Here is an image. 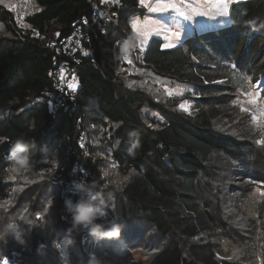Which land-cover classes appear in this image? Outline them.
Instances as JSON below:
<instances>
[{
	"label": "trees",
	"instance_id": "trees-1",
	"mask_svg": "<svg viewBox=\"0 0 264 264\" xmlns=\"http://www.w3.org/2000/svg\"><path fill=\"white\" fill-rule=\"evenodd\" d=\"M122 1L121 23L144 12L140 0ZM36 3L37 10L24 17V29H10L11 11H0V20L14 34L0 41V204L10 205L9 213L0 208V221L6 222L17 210L35 247L41 244L35 233L40 231L26 221L38 222L40 212L47 220L48 236L65 224L58 216L60 189L51 183L61 160L52 169L49 156L63 142L61 154L69 156L70 164L77 162L86 169L93 166L97 171L89 182L103 191V206L112 221L122 226L120 236L111 241L157 244L144 264H226L218 260L221 249L211 239L217 222L208 203L216 187L236 180L237 175L240 181L234 192L249 191L264 180V175L256 173L264 167V147L257 144L264 139V126L238 128L237 115L231 112L236 107L234 94L246 89L248 77L263 60L264 49L256 48L264 32V0L234 2L226 27L167 49L161 39L152 37L140 54L131 56L158 77L194 87L192 111L174 112L157 126L146 124L142 110L154 109L158 103L143 89L124 85L118 75L119 62L122 67L127 62L120 58L113 39L123 41L129 35L119 30L111 32L108 41H94L91 56L77 69V97L68 109L49 111L41 96L49 86L48 72L54 63L47 43L57 33H69L71 24L89 13L90 4L88 0ZM236 52L238 57L246 56L248 73L235 63ZM224 57L231 60L224 61ZM83 131L88 140L86 151L76 142ZM20 136L37 145L32 167L18 180L6 182L11 168L9 147ZM252 158L259 164L247 173L241 165ZM66 176L75 175L68 170ZM256 204L264 208V197ZM13 218L17 219L16 212ZM65 222L69 223L63 229L66 232L71 219ZM82 235H86L83 229L77 238ZM9 240L10 246L13 240ZM102 242L106 248L112 245Z\"/></svg>",
	"mask_w": 264,
	"mask_h": 264
},
{
	"label": "rangeland",
	"instance_id": "rangeland-1",
	"mask_svg": "<svg viewBox=\"0 0 264 264\" xmlns=\"http://www.w3.org/2000/svg\"><path fill=\"white\" fill-rule=\"evenodd\" d=\"M188 2L189 0H144V3H142L140 0L139 7L144 12L132 16L129 23L122 21L118 30L128 34L135 32L138 37L137 46L140 54L152 37L161 39L163 48L166 43L173 45L170 47L173 48L187 38H193L198 34L226 27L229 24L228 17L218 16L217 11L208 8L207 5H205L208 8L207 15L195 16L191 21H185L173 8H167L164 11H151L158 4L175 3L181 11L191 14L184 7ZM37 8L36 0H0V11L1 9L11 11L13 20L9 24L10 29H18V27L22 29L26 28L27 25L24 22V17L36 11ZM133 21L138 22L136 31L132 30ZM157 29H160L158 34ZM143 31H148L151 35L147 37L144 45L141 46L140 42L144 39L141 36V32ZM174 32H179V37L172 35ZM13 35V32L7 29V25L0 20V41L13 37ZM239 47L240 44L237 47V52ZM262 49H264V32L260 37V43L256 50ZM237 52L234 58L235 63L241 70L248 73V63L245 62L246 56L238 57ZM131 56L124 59L127 62L126 66L122 67L124 64L121 66L122 68L119 66L120 68L118 69L120 71L118 75L124 85L132 89H143L154 103H158L154 109L145 107L142 110V116L147 125L157 126L158 123L168 119L174 112L188 113L192 111L195 103L192 98L194 95V87L192 85L173 81L168 77H158L151 69L143 68L144 66L139 63L138 59ZM262 57L263 60L258 62L254 74L248 77L246 89L237 90L234 94V104L236 107L233 106L231 112L237 115L236 125L238 128L264 126V54ZM223 60L229 61L231 59L224 57ZM260 71L263 72L257 74ZM253 99H255V103L250 102ZM182 105L183 107H181ZM241 109L246 110L241 111ZM253 116L257 117L258 123L253 122ZM263 147L264 145H260L259 148L263 149ZM63 149L64 143L60 142L51 150L49 156L52 159V169L66 154L65 152L61 154ZM252 159L246 160L247 163L241 165L243 169H246L247 173L254 171L252 170L253 166L259 164V162H254V158ZM11 169L7 170L4 180L6 182L11 181L12 183L25 173V171L12 172ZM103 170H106V168ZM95 172L96 178V169ZM256 173L264 175V167L258 168ZM239 179L240 177L237 175V179L230 182L232 186H230V183H227L219 188L216 187L215 195H210L208 206L217 222V229L211 236V239L221 249L217 255L221 263L264 264V208L256 204L257 201L264 197V195H261V193H264V180L256 182L249 191L234 192L235 188L233 187L240 181ZM5 203L0 204V208H4L5 211L8 210L9 213L10 205ZM15 212L17 219L22 223L24 221L23 215L17 214V210ZM14 213L9 218H13ZM40 214L39 212V216L37 217L39 219L38 222L35 219L32 226L37 227V231H40L39 233H35L38 235V240L41 244H37L36 247L33 246L29 232V235L26 236L27 243L23 246L17 244L15 241H11V245L9 246L10 240L0 243V258H2L0 264L13 251L18 254L15 258V264H87L89 254L91 253H94L103 264H144L158 247L157 244H153L152 246L150 240L139 244H118L115 240L113 242L111 239H105L102 240L105 244H112L110 248H106L102 244V241H96L95 239L93 245L92 238H89L90 236L87 231L84 230L86 235H82L81 239L80 237L77 238V233H73L76 243L64 252L62 249H57L55 245L62 241L66 234L63 229L69 223L67 224L66 220H61L65 224L63 226L61 224L60 228L58 227V231L54 236H48L45 233L46 228L49 227L47 226V220ZM110 221H112L111 217ZM44 240L47 241L46 246L41 248L40 246L43 245L42 242ZM7 252L9 253L7 254Z\"/></svg>",
	"mask_w": 264,
	"mask_h": 264
},
{
	"label": "built area",
	"instance_id": "built-area-1",
	"mask_svg": "<svg viewBox=\"0 0 264 264\" xmlns=\"http://www.w3.org/2000/svg\"><path fill=\"white\" fill-rule=\"evenodd\" d=\"M88 2L90 4L89 13L83 14L75 20L71 24L69 33L65 35L58 34L47 43V47L53 53L54 63L48 72L49 86L41 92V96L47 102L49 111L52 113L67 110L69 104L76 99L79 88L76 78L78 67L91 56L94 41H108L110 33L116 32L121 23L122 0H88ZM132 16L134 15L127 18V23H129ZM113 41L114 45L119 48L122 40L113 39ZM137 52L138 46L132 54L136 55ZM122 65L123 62L120 61L119 66ZM70 85H75V87H70ZM76 142L81 150L86 151L88 140L84 131ZM68 170L72 175H75L72 176L73 178L66 176ZM95 175L96 172L93 166L86 169L77 162L70 164L69 156L67 154L63 156L60 165L51 177V183L57 185L60 189V220L71 219L64 205V197L69 194L68 190L72 182L81 179H86L89 182L90 179H95ZM107 219L110 220V216ZM17 255L16 252H11L9 257L3 259L1 264H4L5 261H7V264H15Z\"/></svg>",
	"mask_w": 264,
	"mask_h": 264
},
{
	"label": "clouds",
	"instance_id": "clouds-1",
	"mask_svg": "<svg viewBox=\"0 0 264 264\" xmlns=\"http://www.w3.org/2000/svg\"><path fill=\"white\" fill-rule=\"evenodd\" d=\"M137 41L138 37L135 32L130 33L119 45L120 58L126 59L130 57L133 50L137 47ZM36 150L37 145L34 141L27 140L23 136L15 139L10 144L8 154L11 168L15 169V172L31 170L32 156ZM40 150L45 151L46 147ZM68 192L69 194L64 197V205L71 216V226L66 230L62 241L55 245L57 249H62L66 252L73 247L76 243L73 233L78 234L81 229L86 230L88 235L97 241L120 236L122 226L107 219L108 211L103 206L104 193L97 189L95 182L90 183L86 179L74 180ZM108 196L113 198V193L109 192ZM26 223L31 225L33 222L26 221ZM27 234L28 231L24 224L20 223L16 218H9L6 222L0 221V242H7L11 239L23 246L27 243ZM40 247L43 248L44 246L41 245ZM87 264H103V262L94 253H91Z\"/></svg>",
	"mask_w": 264,
	"mask_h": 264
},
{
	"label": "snow or ice",
	"instance_id": "snow-or-ice-1",
	"mask_svg": "<svg viewBox=\"0 0 264 264\" xmlns=\"http://www.w3.org/2000/svg\"><path fill=\"white\" fill-rule=\"evenodd\" d=\"M142 3H144V0H141ZM237 2V0H189L188 3L184 5L185 8L189 10L191 14L186 13L185 11H181L177 4L175 3H163V4H158L156 7L152 8L151 11L156 12V11H164L167 8H173L175 9L179 16L182 17L185 21H191L194 19L195 16H204L207 15L208 8L215 9L217 11L218 16L220 17H228L229 16V9L230 6L234 3ZM205 5L208 6V8L205 7ZM213 19H215L213 17ZM137 21L132 22V30L136 31L137 30ZM160 29H157V34L159 33ZM151 35L150 32L148 31H143L141 32V36L144 37V39L141 40V46L144 45L147 37ZM172 35L179 37V32H174ZM173 45L171 44H164V48H170ZM86 54V53H85ZM127 59V58H126ZM131 63V61H129ZM216 83H222L220 81H214ZM70 87H75V85H70ZM251 103H255V99L250 101ZM183 107V105L181 106ZM246 109H241V111H245ZM253 122L258 123L257 117L253 116ZM257 144L264 145V139L258 140ZM12 172H15V169H11ZM107 172L105 173V176H107ZM124 179H128L127 177H124ZM261 195H264V193H261ZM4 264H7V261L4 262Z\"/></svg>",
	"mask_w": 264,
	"mask_h": 264
},
{
	"label": "crops",
	"instance_id": "crops-1",
	"mask_svg": "<svg viewBox=\"0 0 264 264\" xmlns=\"http://www.w3.org/2000/svg\"><path fill=\"white\" fill-rule=\"evenodd\" d=\"M147 45V44H146Z\"/></svg>",
	"mask_w": 264,
	"mask_h": 264
}]
</instances>
